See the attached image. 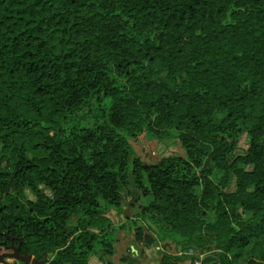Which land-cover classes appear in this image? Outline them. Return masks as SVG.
Wrapping results in <instances>:
<instances>
[{"label": "trees", "instance_id": "16d2710c", "mask_svg": "<svg viewBox=\"0 0 264 264\" xmlns=\"http://www.w3.org/2000/svg\"><path fill=\"white\" fill-rule=\"evenodd\" d=\"M147 222L160 264H264V0H0V250L116 264Z\"/></svg>", "mask_w": 264, "mask_h": 264}, {"label": "rangeland", "instance_id": "374dc122", "mask_svg": "<svg viewBox=\"0 0 264 264\" xmlns=\"http://www.w3.org/2000/svg\"><path fill=\"white\" fill-rule=\"evenodd\" d=\"M133 146L137 152V154L146 162V163H156L162 157L172 156V155H182L184 156L185 151L180 146L179 142L174 139H168L163 142H158L155 140H151L146 136H140L136 140L133 141ZM248 148V138L245 136L241 140L239 144V148L237 153L243 154ZM133 191V189H132ZM42 192L45 195L49 196V192L42 187ZM26 194L29 199H35V195L27 190ZM135 198H137L136 194H128L124 193L123 199V207L125 209L123 218H118L117 216L111 214L114 222L116 224L126 222L125 218L131 217L138 212V204H135ZM135 205V206H134ZM148 223V222H147ZM153 227V230H149V234L154 235L156 240V244H153L151 247H147L143 243H136L134 237L131 234L119 232L120 241L117 244V254L113 257L116 264H160L161 253L165 252L172 255H181L182 249L179 245L174 243L170 238L166 237L160 238V230L152 223H148L146 227ZM134 247V251H131V247ZM188 258H192L195 253L189 251L187 253ZM125 259V260H124ZM9 264H21L19 260L10 259L7 260ZM185 264H189L187 261Z\"/></svg>", "mask_w": 264, "mask_h": 264}, {"label": "water", "instance_id": "95a60500", "mask_svg": "<svg viewBox=\"0 0 264 264\" xmlns=\"http://www.w3.org/2000/svg\"><path fill=\"white\" fill-rule=\"evenodd\" d=\"M13 247H14V253L13 254L0 255V264H6L7 263L6 262L7 257H11L15 260H19V261H21L22 264H35V258L34 257H32L30 255L28 256L26 254L21 255L20 251H19L20 247L16 248L14 245H13Z\"/></svg>", "mask_w": 264, "mask_h": 264}, {"label": "flooded vegetation", "instance_id": "af4514ba", "mask_svg": "<svg viewBox=\"0 0 264 264\" xmlns=\"http://www.w3.org/2000/svg\"><path fill=\"white\" fill-rule=\"evenodd\" d=\"M12 248V252H10V251H7V249L8 248H3V249H6V251H1L0 250V255H10V254H13L14 253V247L12 246L11 247ZM20 251V254H21V249L19 250ZM21 255H23V254H21ZM10 259H13V258H11V257H7L6 258V262H7V260H10ZM15 260V259H14ZM20 263H21V261H20ZM6 264H9L8 262L6 263ZM22 264V263H21Z\"/></svg>", "mask_w": 264, "mask_h": 264}, {"label": "built area", "instance_id": "2783aa9c", "mask_svg": "<svg viewBox=\"0 0 264 264\" xmlns=\"http://www.w3.org/2000/svg\"><path fill=\"white\" fill-rule=\"evenodd\" d=\"M195 264H201V261H196Z\"/></svg>", "mask_w": 264, "mask_h": 264}, {"label": "crops", "instance_id": "0c3cea01", "mask_svg": "<svg viewBox=\"0 0 264 264\" xmlns=\"http://www.w3.org/2000/svg\"><path fill=\"white\" fill-rule=\"evenodd\" d=\"M131 251H132V252H136V251H134V247H133V246L131 247Z\"/></svg>", "mask_w": 264, "mask_h": 264}]
</instances>
